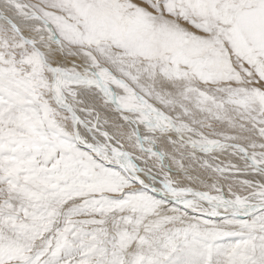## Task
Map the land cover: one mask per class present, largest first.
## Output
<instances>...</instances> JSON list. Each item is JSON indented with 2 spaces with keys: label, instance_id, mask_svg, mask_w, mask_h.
Instances as JSON below:
<instances>
[{
  "label": "snow or ice",
  "instance_id": "1",
  "mask_svg": "<svg viewBox=\"0 0 264 264\" xmlns=\"http://www.w3.org/2000/svg\"><path fill=\"white\" fill-rule=\"evenodd\" d=\"M0 264H264V0H0Z\"/></svg>",
  "mask_w": 264,
  "mask_h": 264
}]
</instances>
